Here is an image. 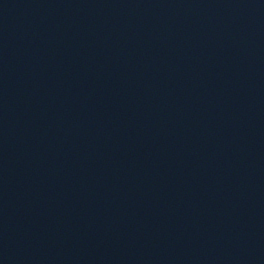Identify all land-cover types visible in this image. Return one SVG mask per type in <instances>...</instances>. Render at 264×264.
Returning <instances> with one entry per match:
<instances>
[{"label":"water","instance_id":"water-1","mask_svg":"<svg viewBox=\"0 0 264 264\" xmlns=\"http://www.w3.org/2000/svg\"><path fill=\"white\" fill-rule=\"evenodd\" d=\"M0 264H264V0H0Z\"/></svg>","mask_w":264,"mask_h":264}]
</instances>
